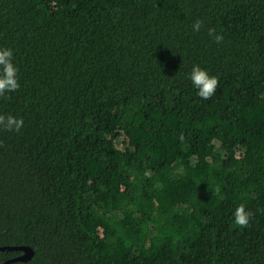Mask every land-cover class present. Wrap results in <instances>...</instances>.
<instances>
[{
	"label": "trees",
	"instance_id": "trees-1",
	"mask_svg": "<svg viewBox=\"0 0 264 264\" xmlns=\"http://www.w3.org/2000/svg\"><path fill=\"white\" fill-rule=\"evenodd\" d=\"M0 46L8 264H264V0H0Z\"/></svg>",
	"mask_w": 264,
	"mask_h": 264
},
{
	"label": "clouds",
	"instance_id": "clouds-1",
	"mask_svg": "<svg viewBox=\"0 0 264 264\" xmlns=\"http://www.w3.org/2000/svg\"><path fill=\"white\" fill-rule=\"evenodd\" d=\"M203 27L201 20L197 19L192 23V31L198 32ZM208 35L219 43L223 37L216 33L214 29H208ZM19 68L15 63L14 51L10 47L0 46V97L16 92L19 87L18 81ZM192 87L196 90V95L202 100H209L215 93L218 79L214 75H210L205 69L199 65H193L187 76ZM24 126V121L21 117L13 115H0V130L19 132ZM252 216L251 211L245 209L244 204L238 205L232 217L235 225L247 227ZM4 260L0 259V264Z\"/></svg>",
	"mask_w": 264,
	"mask_h": 264
},
{
	"label": "water",
	"instance_id": "water-1",
	"mask_svg": "<svg viewBox=\"0 0 264 264\" xmlns=\"http://www.w3.org/2000/svg\"><path fill=\"white\" fill-rule=\"evenodd\" d=\"M12 249H19L22 251V254L5 261L3 264H8L13 261H27L33 254L32 249L29 246H0V250H12Z\"/></svg>",
	"mask_w": 264,
	"mask_h": 264
}]
</instances>
